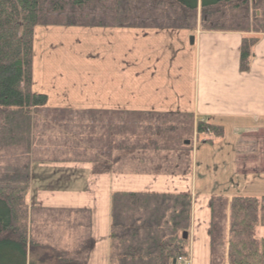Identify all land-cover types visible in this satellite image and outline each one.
<instances>
[{
    "label": "trees",
    "instance_id": "1",
    "mask_svg": "<svg viewBox=\"0 0 264 264\" xmlns=\"http://www.w3.org/2000/svg\"><path fill=\"white\" fill-rule=\"evenodd\" d=\"M50 27L238 33L247 74L264 36V0H0V264H89L95 249L91 212L30 211L33 165L189 178L194 138L213 145L225 136L193 114L49 108L31 87L34 33ZM207 207L210 264H264V196L212 195ZM192 208L189 193H115L110 264H173L187 252ZM63 226L74 232L66 247L56 244Z\"/></svg>",
    "mask_w": 264,
    "mask_h": 264
},
{
    "label": "rangeland",
    "instance_id": "2",
    "mask_svg": "<svg viewBox=\"0 0 264 264\" xmlns=\"http://www.w3.org/2000/svg\"><path fill=\"white\" fill-rule=\"evenodd\" d=\"M119 31L122 30H85L62 27L37 28L34 33L33 52L35 54L36 51L38 59H34L35 56H33L34 64L32 67V75L33 77L35 76V87L34 89L32 88V92L46 95L48 98L49 95L51 96V94L54 93H64L63 96L67 97L68 95L65 92H68L70 95L99 93L109 97L121 96L122 99H120V102L109 100V102H102L100 104L115 105L118 108H123L124 111L127 110L124 108H130L134 99L137 98V94H147V90L144 91L143 89L148 85L142 84L150 80L148 75L149 72L146 69L147 65L143 61V57L148 55L146 49L151 46L150 49H155L156 51L162 50L161 52L165 53L162 48L164 45L166 47L165 51H167L165 54L170 56L172 53L171 49L167 48L166 44L160 43L159 39L161 38L150 37L145 39L147 41L140 40L138 44H136V36L132 37V34L128 35L120 33ZM197 36L199 37L200 35ZM226 37L217 35V37L211 36L210 38H202V36H200L197 49L190 48L192 57L193 53L195 57L197 56L196 64L203 63L204 66H210L212 68L215 67L214 62L224 65L225 63L222 62V57L227 58L229 55H232V52H228L229 50L227 47L223 46L224 43L228 41ZM216 39H218L219 42H215ZM161 41L164 42L163 39H161ZM174 47H177L175 43ZM129 64H134L135 67L128 68ZM224 67L225 69H222L218 66V69L214 71H217L222 78H227L226 80L229 81L232 77H230V75L227 76V73L228 70L232 71V69H228L226 65H224ZM197 71H199V76L204 77V79L208 77V73L203 67H201V69L197 68ZM235 75L240 79L238 74ZM247 76H249V78H258V73L255 76L253 74L249 75L248 73ZM253 81H257V79L249 81L246 86L245 84H237L232 87H229V84H221L217 85L215 88L209 84L207 86L206 84L196 86L197 89L203 88L205 90L208 88L209 90H213V93L208 89L207 91H203L204 94L209 97L202 98L201 103L202 105L205 103L206 106L201 112L206 113L212 111L217 114H231L230 112H236V114H238V112H240L246 115H255L261 102L258 101V91L257 87L253 86ZM186 82L188 83V81ZM236 86L241 89L242 94H238L237 91L234 92L233 89L236 88ZM164 87L165 86H163V88ZM230 90L233 91L230 92ZM36 91H38V93H36ZM228 93L233 96H227ZM126 94H128V98H124ZM61 98L62 97H60V99ZM60 99L56 102L57 104ZM141 101L142 103L138 104V106H144L145 109H148L146 107L148 104H145V100ZM150 105H152L151 102ZM207 106L212 108H207ZM217 124H222L224 128V138L215 139L213 147L211 146L210 148H203L202 145H198L199 143L194 147L193 160L197 161V173H194V180L192 177L188 180L189 194L192 196V200L195 203L194 209L196 208L193 212V217H196L199 208L206 213L205 216L208 219V222L205 219L201 220L202 227L196 232L195 238L194 236L191 237L189 250H192L193 264H204V260L202 259V255L206 250L204 246V233L208 232L210 213L207 207L208 204L204 205V203H201V201L205 199L203 195L210 192H213V195H224L226 197L249 196L260 198L264 195V182H260L262 177L257 174L262 168L264 170V165H262L264 163V154L262 151L257 152V150L253 149V147L256 148L257 146V134L245 131L250 129V127L246 126L247 124L256 127L257 121L250 118L242 121L224 116L222 120L212 125ZM239 142L251 145V151L249 155H245L244 161L246 160V164L243 163L244 165L242 167L239 166L235 168L231 163L234 153L238 151L236 145ZM250 149H248V151ZM74 167L84 169V166L33 165V169H35L33 176L48 174L68 176L80 174L81 172L74 170ZM196 175L197 180H195ZM134 176L135 175L118 176L119 182H115V185H110L109 180L103 179L101 180L100 186H97L95 191L103 198V193L105 192L106 194L110 189L128 191L142 190L139 188H142L145 182H135ZM156 178H168L169 181L173 182L180 177L171 178L159 176L154 177L153 181ZM258 183H260V186H257ZM48 185L53 187V182ZM153 185V182L145 185V188H147L145 190H149ZM176 188L177 184L166 190L170 192ZM195 191L199 196H193V194L196 193ZM45 202H47L46 204L53 203L51 199H47ZM46 214L53 215V212H48ZM101 217L105 218V212L101 211ZM54 220L55 219H52V221ZM205 222L206 225L204 224ZM58 225L59 224L53 225L52 222L46 231H51L52 235L53 230ZM69 230V228L67 229L63 226L62 229L57 232L56 244L66 247V245L70 246L74 243L72 239V234L74 232Z\"/></svg>",
    "mask_w": 264,
    "mask_h": 264
},
{
    "label": "crops",
    "instance_id": "3",
    "mask_svg": "<svg viewBox=\"0 0 264 264\" xmlns=\"http://www.w3.org/2000/svg\"><path fill=\"white\" fill-rule=\"evenodd\" d=\"M113 30V29H111ZM120 33L124 34H132V37L136 36L137 40L135 41L138 44V41H147L150 37H157L164 40L161 41V44H166L167 48L171 49V55H166L167 51L166 47L163 45L162 48L165 53H162V50H155V49H146L148 55L144 56V63L147 65L146 69L149 72V79L148 81L142 83L146 86L143 90H147V94L144 93L142 95L137 94V98L134 99L132 106L125 111L128 112H137L138 115H145L144 113H153L152 115L155 116L157 114H193L195 120H205L210 122L211 124L217 123L224 116L238 119V120H247L253 119L257 121V126H250L247 124V129L245 131L256 133L257 134V146L256 148L253 147L254 150L262 151L264 154V36L262 40L259 42L255 49V60L249 71V75L253 74L254 76L258 73V78L247 76L246 74L242 75L239 72V60H240V47H241V39L242 35L237 33H203V32H157V31H138V30H122L119 31ZM194 35L196 37V42L194 46L189 45V38ZM197 35L202 36V38H210L211 36L222 35L227 36L228 38L227 43H224V47H227L229 50L228 52H232V55L228 56L227 58L222 57V62L225 63L224 65L227 66L228 70L227 76L230 75V80H226L222 78L217 71L218 66L222 69H225L224 65L218 64L214 62L215 67L204 66V64H196L197 63V56L190 51V48H195L199 46V38ZM131 38V37H130ZM215 42H219L216 39ZM174 43L176 44V48L174 47ZM149 50V51H148ZM227 53V52H226ZM34 59L37 58V54L35 51ZM169 56V57H168ZM38 59V58H37ZM34 64V62H33ZM135 67L134 64H129L128 68ZM206 70L208 73L205 79L204 77L199 76V71L197 68ZM196 68V69H195ZM226 68V70H227ZM127 69V68H126ZM208 70V71H207ZM235 74L240 76V79L237 78ZM242 75V78H241ZM198 77V78H197ZM257 79V81H253L252 84L254 87H257L258 91V101L261 102L260 106L258 107L257 115H250V114H242L238 112H230L231 114L221 113L217 114L216 112H206L202 113L201 110L205 108V103L202 105V98L209 97L205 95L203 91H207V89L203 88H196V86H200L206 84V86L212 85L214 88L217 85H228L229 87L245 84V86L252 81ZM197 80V81H196ZM188 81V83L186 82ZM196 81V82H195ZM178 82V83H177ZM201 83V84H200ZM195 84V86H194ZM140 85V84H139ZM105 86V85H104ZM163 86H165L163 88ZM35 87V76L32 75V88ZM170 87V89H169ZM202 87V86H201ZM232 89V88H231ZM209 90V89H208ZM234 92L241 93V89L237 86L233 89ZM233 90H230L232 92ZM248 90V88H247ZM213 93V90H209ZM209 92V95H210ZM38 93V91H36ZM67 97H64L63 94H51L48 98V106L51 109H71L77 111H92V110H100L105 111L103 112L106 116H114L111 115V112L116 111H124L123 108H118L115 105H105L100 104L102 102L106 103L110 101H117L120 102L121 96H113L109 97L106 95H101L99 93L93 94H83V95H70L68 92H65ZM131 95H134L130 93ZM227 96H233L228 93ZM60 97H62L60 99ZM124 98H128V94L125 95ZM123 98V99H124ZM53 99V100H52ZM59 100L58 104L56 103ZM145 100V104L148 109H145L144 106H138L141 104L142 101ZM211 100V99H210ZM53 101V103H52ZM150 102L152 105H150ZM134 108V109H133ZM207 108H212L208 107ZM152 111V112H151ZM110 112V113H106ZM217 126H222V124H217ZM243 131V130H241ZM240 144V145H239ZM203 148H210L211 145H202ZM213 147V146H212ZM238 151L234 153L232 159V166L239 167L243 166L246 160L245 155L250 154L251 145L245 143H238L236 145ZM248 149H250L248 151ZM197 161L193 160V174L192 179L194 180V173H197ZM264 165V163L262 164ZM67 166H84V169H79V167H74V170L81 172L80 174H72L68 176H62L59 174H48V175H37L33 176L31 188L29 190V194L27 196V203L29 204L30 211L34 208H40L45 211H39L40 213H48L53 211H78L84 210L89 211L92 214V235L96 241V246L91 254L89 259V264H110V251H111V202L112 197L115 193L119 192H132V193H190L188 188V180L191 178H178L175 181H169L168 178L160 179L156 178L153 181L152 176H134L135 182H145V185L150 184L151 182L154 183L153 187L149 190H145L146 186L143 185L142 190L138 191H128V190H112L110 189L109 192L105 194L103 193L102 196L95 191L97 186H100L101 180L107 179L110 182V185H115V182L118 181V175H103V176H94L91 173V168L89 164H69ZM227 166V165H226ZM262 170V171H261ZM259 170L257 173L259 176L262 177L260 182H264V175H263V168ZM152 178V179H151ZM197 180V175L195 177ZM53 182V187L48 185L49 183ZM177 184V188L172 191H167L171 186ZM260 186V183L257 184ZM196 192V191H195ZM199 194L196 192L193 196ZM201 195V194H200ZM213 195V192L207 193L203 195L205 199L201 201V203L208 204L209 199ZM197 196V198H198ZM196 198V199H197ZM208 198V199H207ZM47 199H51L53 202L52 204H46ZM36 203H34V202ZM38 201V202H37ZM101 201V202H100ZM196 208L193 210V212ZM101 211L105 212V218L101 217ZM206 213L198 208L196 217H193L192 221V236L196 235V232L202 227L201 220L205 219L208 222L207 217L205 216ZM53 216V215H52ZM206 225V222L204 223ZM207 229V228H206ZM205 243L204 246L206 247L205 253L202 255V259L204 260V264H210V249H209V240L207 237V232L204 233Z\"/></svg>",
    "mask_w": 264,
    "mask_h": 264
},
{
    "label": "built area",
    "instance_id": "4",
    "mask_svg": "<svg viewBox=\"0 0 264 264\" xmlns=\"http://www.w3.org/2000/svg\"><path fill=\"white\" fill-rule=\"evenodd\" d=\"M179 263L180 264H190V261L186 257H181V258H179Z\"/></svg>",
    "mask_w": 264,
    "mask_h": 264
},
{
    "label": "water",
    "instance_id": "5",
    "mask_svg": "<svg viewBox=\"0 0 264 264\" xmlns=\"http://www.w3.org/2000/svg\"><path fill=\"white\" fill-rule=\"evenodd\" d=\"M194 42H195V39H194V37H192V38L190 39V44H191V45H194ZM187 145H189V142L187 143ZM183 238H184V239H187V233H185V234L183 235ZM174 264H175V261H174Z\"/></svg>",
    "mask_w": 264,
    "mask_h": 264
}]
</instances>
